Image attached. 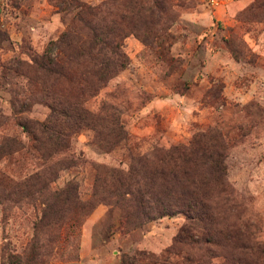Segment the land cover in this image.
Segmentation results:
<instances>
[{"label":"rangeland","instance_id":"374dc122","mask_svg":"<svg viewBox=\"0 0 264 264\" xmlns=\"http://www.w3.org/2000/svg\"><path fill=\"white\" fill-rule=\"evenodd\" d=\"M131 1L112 0L109 12L132 27L122 40L128 64L85 103L105 117L118 115L129 139L107 150L93 130H83L50 161L73 160L50 190L34 203L0 202V264L30 251L32 242L41 251L35 264H229L226 256L243 242L264 243V0H136L132 14ZM77 9L74 0H0V194L11 191L12 178L43 166L27 152L5 155L12 138L29 142L17 120H43L49 112L29 100L27 77L11 67L41 54ZM189 141L205 150L189 164V177L209 218L190 221L175 211L127 227L120 205L44 207L50 191L69 182L88 201L108 167L127 169L156 146ZM217 149L221 172L207 158ZM59 210L63 221L40 222L44 211L52 217ZM186 225L192 235H178ZM203 232L218 244L198 239Z\"/></svg>","mask_w":264,"mask_h":264},{"label":"trees","instance_id":"16d2710c","mask_svg":"<svg viewBox=\"0 0 264 264\" xmlns=\"http://www.w3.org/2000/svg\"><path fill=\"white\" fill-rule=\"evenodd\" d=\"M74 1L78 9L66 29L56 39L50 40L41 54L32 55L30 61L16 60L11 67L27 77L29 100L42 102L48 106L49 112L43 120H17L28 135L29 142L12 138L14 146L5 155L27 152L33 159L41 160L43 166L23 178H12L11 191L0 194L3 204L21 201L34 203L38 195L50 190L59 171L70 167L73 160L62 158L52 163L50 161L66 152L70 148L71 138L81 131L93 130L107 150L129 139L118 115L105 117L92 111L85 103L126 68L128 58L123 51L122 40L132 33V27L128 29L122 25L123 15L109 18L112 0L97 5ZM137 8V1H131V14ZM203 157L205 150L191 141L166 148L156 146L150 152L135 156L127 169L108 167L107 175L100 172L88 201L83 202L78 198L75 182L67 183L60 190L50 191L53 198L49 202L42 201L44 207L50 208L75 204L83 209L89 203V208L93 209L100 202L120 205L125 208L121 223L127 227L138 226L175 211L184 212L190 221H202L211 214L201 204L203 199L196 192V181L189 177V164ZM222 157L221 150L207 152L208 160L220 172L223 170L222 165L219 166ZM150 158L154 159L153 164L149 163ZM60 212L50 217L44 211L40 222L48 218L43 224L59 223L64 220ZM190 228V225H186L178 235H192ZM204 236L211 243L218 244L214 238H210L209 232L197 235L198 239ZM243 243L237 246L239 253L226 256L227 262L264 264V243ZM40 255V247L32 242L30 251H24L23 255L8 254V260L11 264H35Z\"/></svg>","mask_w":264,"mask_h":264}]
</instances>
